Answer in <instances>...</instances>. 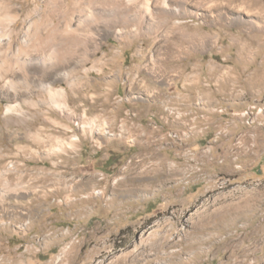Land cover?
Wrapping results in <instances>:
<instances>
[{
    "label": "rangeland",
    "instance_id": "1",
    "mask_svg": "<svg viewBox=\"0 0 264 264\" xmlns=\"http://www.w3.org/2000/svg\"><path fill=\"white\" fill-rule=\"evenodd\" d=\"M177 1L157 40L102 37L87 67L104 74L76 90L101 97L72 119L24 104L28 122L6 126L0 101V264H264V0ZM16 4L18 32L42 20L41 0ZM82 16L72 63L106 34ZM39 128L44 147L25 139ZM77 191L95 198L75 206Z\"/></svg>",
    "mask_w": 264,
    "mask_h": 264
},
{
    "label": "bare ground",
    "instance_id": "2",
    "mask_svg": "<svg viewBox=\"0 0 264 264\" xmlns=\"http://www.w3.org/2000/svg\"><path fill=\"white\" fill-rule=\"evenodd\" d=\"M70 2L71 7L60 8L56 7L55 0H41L43 6L41 9L42 20H38V22L27 21L22 26L21 31L18 32L15 27L21 15H19L20 10H18L20 7L18 8L16 0H0V101L6 100L9 103L6 105V114H4L6 126L13 124L22 125L28 122L29 112L24 111V104L29 105L37 114L45 115V113L54 110L69 119L75 116V107L78 101L85 105L86 101L91 99L96 104V100L101 97L97 92L98 89L90 88L92 95L89 98L81 95V92L77 93L76 90L84 79L90 77L91 71L94 70L93 67H87L91 55L99 54L100 57L106 54L101 44L102 37L111 36L117 41H126V37L128 38L132 34L136 37L146 32L153 36L155 40L157 31L160 30L162 25L159 19L167 23V20L181 16V8L179 7L181 3L177 0H70ZM97 7H101L103 10V13L101 12L102 15H99V12L97 13ZM106 7L110 8L106 10L108 13H104L106 12L104 11ZM39 9L35 5L34 11H32L36 13ZM133 12L134 15L131 16L130 13ZM85 13L89 16V20L94 21L98 28L104 29L106 34L102 35L101 30L98 29V32L92 36L89 45L84 47L82 58H79L81 60L72 63L71 54L74 51L75 42L82 46H85L86 43L84 40L77 41L75 36L80 33L79 30L82 24L80 16H85ZM107 14L112 19H102ZM50 15L55 16L58 19V23L47 28L44 26L43 29V25L49 24L48 17ZM169 24L171 25V22ZM169 27L171 28V26ZM20 34L21 36L19 37ZM78 55L81 57V54L78 53ZM94 71L97 74H101V76L104 74V68ZM81 72L83 76L80 77L79 74ZM62 83L67 87H56ZM107 86L110 87L109 84ZM103 95V97H108L111 93L107 92ZM44 106H47V110H44ZM86 112L87 110L84 113ZM15 114L16 118L13 117ZM80 125L78 127L83 130L84 127ZM94 126L92 123L87 125L88 131H91ZM106 126L107 124H105L103 131ZM43 132L44 128H39L38 132L34 134L26 131L25 139L37 147H44L48 144L42 135ZM4 135L0 128V162L2 161L1 147L4 144ZM78 141V137L73 136L70 138L68 147L71 149L76 148ZM59 152H62L61 148L50 151L48 154L57 155ZM32 153L35 154L34 151ZM14 171L15 167L13 166L7 168L4 172L7 179ZM3 180L0 177V182ZM6 182H4L5 186L7 185ZM60 193L62 192H56L55 194L59 195ZM80 193L83 192L77 191L73 194L74 198H70L75 206H80L84 202L89 203L95 198L93 195L85 193L87 196L77 199L76 197ZM104 194L102 193V196L98 198L102 200ZM0 195L2 194L0 193ZM233 212H220L216 217H223L228 220L232 217L231 214ZM227 214H230L229 218L226 217Z\"/></svg>",
    "mask_w": 264,
    "mask_h": 264
}]
</instances>
